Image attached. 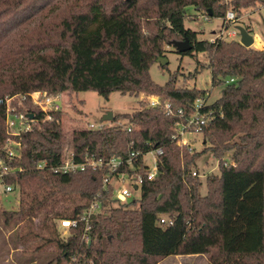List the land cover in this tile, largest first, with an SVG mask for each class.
Instances as JSON below:
<instances>
[{"label": "trees", "instance_id": "16d2710c", "mask_svg": "<svg viewBox=\"0 0 264 264\" xmlns=\"http://www.w3.org/2000/svg\"><path fill=\"white\" fill-rule=\"evenodd\" d=\"M258 1L263 3L0 0V159L9 170L0 183L19 194L18 210L2 216L6 224L22 227L20 242L33 235L55 244L57 264H158L193 255H207L208 264H264V50L237 39L199 41L185 27L196 18L189 7L224 20L228 11L241 16ZM158 32L167 44L188 39L192 48L181 55H208L201 68L211 70L213 88L223 87L219 99L209 103L210 92L178 87L174 77L163 86L152 80L154 54L161 48L149 52L144 45ZM68 90L105 99L114 92L143 94L162 103L150 107L141 101L139 110L115 116L100 130L65 131L59 112L55 121L36 124L20 137L7 131L8 98ZM198 100L199 114L210 118L199 132L200 151L178 144ZM24 104L35 118L43 115ZM9 139L21 142L20 157H7ZM159 148L158 174L149 181L141 155ZM69 149L78 163L87 156L109 160L139 153L134 173L144 177L141 199L119 202L113 188L103 186L107 169L55 173ZM206 154L219 163V174L207 177V193L201 195L198 161ZM93 202L100 211L88 223L80 221ZM163 217L173 223L162 224ZM56 220L77 225L63 237Z\"/></svg>", "mask_w": 264, "mask_h": 264}, {"label": "rangeland", "instance_id": "374dc122", "mask_svg": "<svg viewBox=\"0 0 264 264\" xmlns=\"http://www.w3.org/2000/svg\"><path fill=\"white\" fill-rule=\"evenodd\" d=\"M231 3L232 0H226ZM263 3L257 2L256 5L243 10L241 16L236 14L237 22L229 27V31L237 30V27L248 28L249 33L254 39L252 48L256 50H264V0ZM189 15L196 16L194 20L187 19L185 22L186 29L192 32V35L199 41L215 39V33L218 32L223 20L212 19L210 23L205 21V15L198 13L193 7L187 10ZM164 34L157 33L152 41H148L144 45V51L154 52L155 49L161 48L160 52L154 54L156 63L151 67L150 74L152 80L158 85H166L171 77L175 78L178 87L196 88L210 92L209 103H213L222 95L223 87L213 88L212 74L208 68H201L202 65L209 63L207 54L199 53L192 57L189 55H181L176 47L163 41ZM165 58L168 60L167 67H161L157 60ZM63 110L62 123L65 131H70L74 127L83 123H91L99 125L101 123L111 124L112 122L104 121L103 117L107 112H113L114 116L132 113L141 108V101L148 103L150 100L162 103L161 99L156 96L141 95L140 97L122 95L114 92L105 99L101 95L93 91L71 92L70 90L62 92ZM26 103V102H25ZM8 104H10L8 102ZM13 108H23V111L29 110V105L21 103L15 99L11 102ZM81 127V126H80ZM186 140L191 146L200 151L203 148V137L200 133H187ZM143 161L147 166H154L153 156L148 153L143 156ZM200 180L202 187L201 195L207 193L206 180L208 176L219 174V163L213 159L210 154H206L198 161ZM129 199H141V190H133ZM19 208L18 192H6V185L0 183V264H57L56 260L59 252L55 244L46 243L39 237L33 235L25 236V240L21 241L18 236L23 232L20 227L6 224L2 216V211H16ZM38 220H35L34 227ZM56 228L63 237L69 235L67 228H62L59 220L55 221ZM20 227V229H19ZM36 230V229H35ZM34 230V231H35ZM21 231V232H20ZM37 231V230H36ZM48 236L47 233L44 234ZM40 245H43L41 248ZM207 255L193 256H172L164 260H160L158 264H208Z\"/></svg>", "mask_w": 264, "mask_h": 264}, {"label": "built area", "instance_id": "2783aa9c", "mask_svg": "<svg viewBox=\"0 0 264 264\" xmlns=\"http://www.w3.org/2000/svg\"><path fill=\"white\" fill-rule=\"evenodd\" d=\"M213 18L209 16H205V21L210 23ZM237 22L236 13L233 11H228L223 24L217 33H215V39L211 40L212 42L216 40H233L237 39L240 42V34L238 30L229 31V27ZM233 82V80L228 81ZM15 99L21 101V103L29 102L33 107L38 108L43 112V115L40 118H35L34 112L31 111H20L19 109L13 108L11 106V102ZM8 102L10 104H8ZM203 104V101L198 100L195 108V115L189 120L187 126H183L180 129V133L178 136V144L179 145H191L186 140V134L188 129L193 128V133H199L203 126H206L210 121V118L202 116L199 114V110ZM148 105L150 107H156L161 105L158 101L150 100L148 101ZM164 107L169 109V104L165 103ZM63 108V100L62 93H52V92H34L29 95L24 96H15L13 98H8L6 100V117H5V126L9 133L13 136H21L23 133L30 132L33 130L36 124L47 123L55 121L54 114L62 112ZM181 112V111H180ZM28 115H33V119H30ZM119 124V123H117ZM108 124L101 123L99 125L91 124V123H83L80 126L83 128L91 129V130H100ZM21 142L14 141L12 139L8 140V148H7V157L8 158H17L20 157L21 151ZM152 154L154 166L150 168L143 161V156L146 154ZM163 154V150L161 148L149 151L143 155H141V159L145 167H147L146 179L152 181L158 174V162L159 158ZM140 156L137 152H131L126 158H112L109 160H98L95 157H86L84 162L78 163L74 159V152L72 149H69L64 161V164L60 167L54 168L55 173L61 174H72L78 172H84L87 169L92 170H108V173L103 178V186L105 188L112 187L114 191L115 198L121 203H127L131 198V192L134 190H141L144 177L141 174H135L136 167L134 165L135 160ZM44 165H40L39 168L42 169ZM124 169L131 170L132 172H127ZM9 170L4 166L3 160L0 159V180L3 178L5 174H7ZM196 175V174H194ZM6 192H12V187L7 186ZM100 211V205L97 202H93L90 205V208L83 214L80 221L88 223V219L92 214H96ZM162 224L173 223L172 219L168 217H163L161 219ZM59 224L62 228H69L71 226H76L77 221H66L60 220Z\"/></svg>", "mask_w": 264, "mask_h": 264}, {"label": "water", "instance_id": "95a60500", "mask_svg": "<svg viewBox=\"0 0 264 264\" xmlns=\"http://www.w3.org/2000/svg\"><path fill=\"white\" fill-rule=\"evenodd\" d=\"M237 30L239 31V34L241 37L240 43L247 48L252 47V45L254 43V39L252 38L250 33L247 31V29H245L243 27H237ZM171 45L176 47V49L179 53H185V52L191 50V48H192L188 39H185L184 41H173L171 43ZM157 63H159V65L162 67H166L168 65V60L165 58H159L157 60ZM28 117L30 119H33V115H28ZM114 117L115 116H114L113 112L109 111L104 115L103 120L108 121V122H113Z\"/></svg>", "mask_w": 264, "mask_h": 264}]
</instances>
